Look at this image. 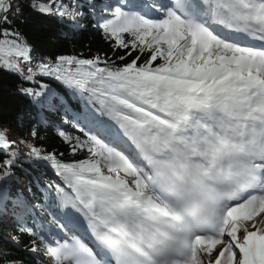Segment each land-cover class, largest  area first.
<instances>
[{
	"label": "snow or ice",
	"instance_id": "1",
	"mask_svg": "<svg viewBox=\"0 0 264 264\" xmlns=\"http://www.w3.org/2000/svg\"><path fill=\"white\" fill-rule=\"evenodd\" d=\"M26 8L112 55L36 54ZM0 73L74 129L0 122V264H264V0H0Z\"/></svg>",
	"mask_w": 264,
	"mask_h": 264
},
{
	"label": "trees",
	"instance_id": "2",
	"mask_svg": "<svg viewBox=\"0 0 264 264\" xmlns=\"http://www.w3.org/2000/svg\"><path fill=\"white\" fill-rule=\"evenodd\" d=\"M40 2L47 3L48 0H40ZM24 19L26 23L20 26L21 30L28 38L29 43L34 46L38 55L54 57L58 54H82L85 58H89L94 54L103 55L106 53L109 56L112 55L110 45L90 26L78 30L69 39L67 35L68 29L64 28L55 16H45L26 8ZM81 22L86 26L89 25L88 19H84ZM120 54L122 53H116V55ZM16 84L17 80L15 77L0 73V87H7L9 90L7 98L2 101L3 107L0 108V122L11 124L12 138L26 134L32 125L37 124L42 119L54 122V126L41 127L40 135L44 137V140L38 142V146L42 145L49 152L55 151L57 155L62 152L64 153L63 159L65 161L71 160L72 157L68 154L67 145L63 144L56 135V128H62L69 133H74L71 124H65V120L69 119V117L63 112L60 114L47 111L38 113L29 100L22 96L11 94L15 92ZM52 86L58 92H62L56 84ZM3 95V93H0V96ZM65 100L73 109L79 107L78 103L67 95H65ZM33 176H38L41 180L52 178L51 173L45 175L40 170L33 171ZM21 179L23 180L24 177H21ZM15 234V229L10 222L0 223V252L5 253L10 258L19 255L20 250L27 241V237H22V242L17 248L8 239V235L12 236Z\"/></svg>",
	"mask_w": 264,
	"mask_h": 264
},
{
	"label": "rangeland",
	"instance_id": "3",
	"mask_svg": "<svg viewBox=\"0 0 264 264\" xmlns=\"http://www.w3.org/2000/svg\"><path fill=\"white\" fill-rule=\"evenodd\" d=\"M10 237V235H8Z\"/></svg>",
	"mask_w": 264,
	"mask_h": 264
}]
</instances>
